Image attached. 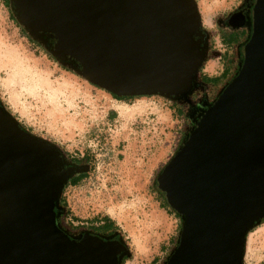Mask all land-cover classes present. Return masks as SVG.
I'll use <instances>...</instances> for the list:
<instances>
[{
    "label": "water",
    "instance_id": "water-1",
    "mask_svg": "<svg viewBox=\"0 0 264 264\" xmlns=\"http://www.w3.org/2000/svg\"><path fill=\"white\" fill-rule=\"evenodd\" d=\"M8 2L26 34L89 83L116 96L189 102L209 49L195 0ZM235 14L248 28L238 69L200 105L155 178L182 221L163 264H242L245 234L264 220V0H247ZM85 169L0 103V264H119L129 256L116 239L69 235L57 224L63 184Z\"/></svg>",
    "mask_w": 264,
    "mask_h": 264
},
{
    "label": "rangeland",
    "instance_id": "rangeland-1",
    "mask_svg": "<svg viewBox=\"0 0 264 264\" xmlns=\"http://www.w3.org/2000/svg\"><path fill=\"white\" fill-rule=\"evenodd\" d=\"M195 1L209 45L214 53H221L224 45L214 19L240 0ZM214 56L202 62L199 70L219 79L221 61ZM0 100L34 134L69 154H88L91 170L77 185L65 188L63 195L78 219L107 215L114 221L129 249L123 264H149L154 257L155 264H160L166 259L180 224L159 206L153 182L176 151L185 128L172 100L156 94L114 99L57 63L41 46L29 43L2 0ZM247 236L243 264H264V224Z\"/></svg>",
    "mask_w": 264,
    "mask_h": 264
},
{
    "label": "trees",
    "instance_id": "trees-1",
    "mask_svg": "<svg viewBox=\"0 0 264 264\" xmlns=\"http://www.w3.org/2000/svg\"><path fill=\"white\" fill-rule=\"evenodd\" d=\"M246 0H240L239 3L237 4L238 6L240 5H244ZM2 2H4V4L6 5V8H7V11H8V14H9V17L11 18V20L14 22L15 25H17L18 27V30L20 31L21 35L24 36L26 38L27 41H29V43H33L35 44L36 46H41L39 45L36 41L32 40L27 34L26 32L23 30V28L21 27L20 24H18L12 14V11H11V8L9 6V2L8 0H2ZM226 13H229V12H226ZM224 15V14H223ZM223 15L221 16H217V19L222 17ZM206 30V29H205ZM207 31V30H206ZM216 34L218 36V38L222 37V34L220 33V31H218V29L216 28ZM240 33H238V35H236V37H233L234 39H237V37H239ZM230 39L231 41L234 40V39ZM245 38V37H244ZM244 41V40H243ZM243 43V42H242ZM238 44V42H237ZM241 44L238 46L240 47ZM41 49L45 52V54L49 55L50 54L41 46ZM228 50V48H226ZM239 50V49H238ZM239 53V51H238ZM208 54H210V56H208ZM218 55L220 57V61H221V68L224 70V74L226 75L228 72H229V68H230V62H231V58L229 57V52L225 51L224 48H223V51L221 53H214L211 49V46L209 45V49L207 51V54L205 55V58H204V61L205 62L207 59H211V58H214L216 56L214 55ZM51 57V56H50ZM53 59V57H51ZM231 60H230V59ZM238 60H235V62L237 61V66L234 68V72H232V74H229L228 76H226V78H224L223 80H220L218 83V86H217V90L215 91V95L214 97L210 100V101H206V103H210L211 101H213V99L216 97L217 93L221 90V88H223L225 86V84L230 80V78L235 74V72L237 71L238 69V66L240 64V61H241V56L239 54V56L237 57ZM224 63H227L229 65V67H224ZM206 77L205 74H203L202 72H200V70H198L197 72V81L198 83H201V80L202 78ZM224 77V76H223ZM110 96L113 97L114 99L116 100H120V101H125V100H128L130 99L132 96H116L112 93H110ZM174 101H172L173 103ZM0 103L3 105V107L16 119L15 115L12 114L10 112V110L5 106V104L0 100ZM174 104V103H173ZM173 109L176 113V115H179V116H184V112L177 108L175 105L173 106ZM17 120V119H16ZM19 122V121H18ZM192 122H193V119H192ZM19 124L25 129L27 130L28 132H30L32 135L36 136V137H39L43 140H45L46 142H48L49 144L53 145L60 153L61 157L63 158V160L66 162V160H70V164L69 165H73V166H84L86 167L85 170H81V171H75L73 172L69 177L68 179L65 181V183L63 184L62 188H61V192L57 198V204L61 210V212L59 213V215L57 216L56 218V222L57 224L65 231L67 232L63 227V220H65V223L68 224V227L70 229H76L77 227L79 226H82L83 224L87 227H94L96 229H108V227H110L111 225H113V227H117L114 223V221L108 217L107 215H102V216H96V217H91L89 219H85V220H82V219H78L75 215H73L72 213H70L69 211V208L67 206V203H66V199H65V196L63 195V192L65 190V188L69 187V186H75L77 185L82 179H84L86 176H87V173L91 170V164H90V161H89V156L87 153H82L81 155L77 156V155H72V154H69L67 153L62 147H60L59 145H57L55 142H53L52 140H49V139H46V138H42L36 134H34L33 132H31L30 129H28L27 127H25L24 125H22L20 122ZM193 124H190L188 126L187 123H184V131L183 133L181 134V138H180V141H179V144L177 145V148L180 146L181 144V140H183L185 138V136L187 135L188 131L191 129ZM188 127V129H187ZM187 129V131L185 132V130ZM79 162H83L82 164H79ZM153 189L155 192H157V194L159 195V206L161 208H163L167 213L169 214H172L178 221H179V224L181 225V217L180 215L174 211L172 208L169 207V205L166 203V201L164 200L163 196L161 195V193L157 190L156 186H155V182H153ZM60 218V220H59ZM98 221H101L100 224H96ZM60 222V223H59ZM258 224H264V220L260 221L259 223H257L256 225H254L252 228H250L246 234H245V244H244V251H243V257H242V264L244 263V258L246 256V249H247V241H248V236H247V233H250L253 229H255ZM118 228V227H117ZM69 234V232H67ZM84 234V233H83ZM91 234V233H90ZM71 235V234H69ZM82 235V234H80ZM79 235V236H80ZM95 235H98V234H95ZM98 236H101V235H98ZM120 243H122L126 248H127V245H126V241L125 239H117ZM168 252L166 253V255L164 257H167L168 256ZM127 258V257H126ZM126 258H123L121 257L120 258V261H119V264H123L124 261L126 260ZM165 260V259H164ZM157 262V259L154 257L153 259H151V261L149 262V264H155ZM164 261H162V263L160 262V264H163Z\"/></svg>",
    "mask_w": 264,
    "mask_h": 264
},
{
    "label": "flooded vegetation",
    "instance_id": "flooded-vegetation-1",
    "mask_svg": "<svg viewBox=\"0 0 264 264\" xmlns=\"http://www.w3.org/2000/svg\"><path fill=\"white\" fill-rule=\"evenodd\" d=\"M247 0L245 1L244 5H236L234 8H232L229 13H225L222 17L218 18L215 17L214 19V26L220 31L222 34V37H220V41L223 42L224 45V50L229 52V57L232 59L230 62V70L229 72L225 75L224 70L221 68L220 74L222 76L219 79H210L207 76L200 79L201 83H196V87L191 93L190 100L187 103H178L174 101V105L181 109L185 114L182 116V120L184 123H190L193 124L194 120L196 119V116L199 112L200 105L206 104V101H210L214 95L215 91L217 90V86L220 80H223L228 76L229 74H232L234 72V68L237 66V57L239 56L238 49L239 45L244 42L245 38L248 35V28L245 23V19L241 18L239 15L235 14L236 12H239L245 8ZM239 21V22H238ZM241 23V24H240ZM240 33L239 37L237 39H234L233 37H236ZM245 37V38H244ZM234 40H230V39ZM238 42V44H237ZM228 48V50L226 49ZM224 76V77H223ZM206 100V101H205ZM193 119V122H192ZM67 163L70 164V160H66ZM83 162H79V164H82ZM156 195L159 197V195L156 192ZM160 201V200H159ZM61 212L59 208V213ZM58 213V215H59ZM57 215V216H58ZM60 220V218H59ZM101 221H98L96 224H100ZM60 223V222H59ZM62 227L69 232V234L73 236H79L80 234L83 233H91V234H98L103 237H107L109 239H123L124 237L122 236L120 230L117 227H113L111 225L108 227V229H96L94 227H87L84 224L82 226L77 227L76 229H70L68 227V224L65 223V220H63V225ZM127 250L129 252V249L127 247ZM123 258H126L127 256L123 255Z\"/></svg>",
    "mask_w": 264,
    "mask_h": 264
}]
</instances>
